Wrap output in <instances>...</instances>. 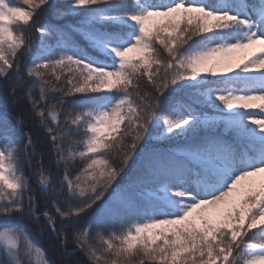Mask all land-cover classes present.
Instances as JSON below:
<instances>
[{"label":"snow or ice","instance_id":"snow-or-ice-1","mask_svg":"<svg viewBox=\"0 0 264 264\" xmlns=\"http://www.w3.org/2000/svg\"><path fill=\"white\" fill-rule=\"evenodd\" d=\"M21 92L0 264H264V0H0Z\"/></svg>","mask_w":264,"mask_h":264},{"label":"trees","instance_id":"trees-1","mask_svg":"<svg viewBox=\"0 0 264 264\" xmlns=\"http://www.w3.org/2000/svg\"><path fill=\"white\" fill-rule=\"evenodd\" d=\"M57 2L59 3H64L66 2V0H57ZM237 58H240L237 56ZM28 61V54L25 53L22 58H21V63L24 64ZM145 90H148V88H145ZM7 107L8 111L11 112L14 116L17 114H24L25 112H27L28 109V103L27 100L24 98V93L21 92L20 95L16 96L15 98L9 96L7 97V99L5 100L4 98L0 97V110H2L4 107ZM19 110H23V112H19ZM38 119V118H37ZM28 121L26 120V123ZM34 123V121H33ZM47 160H45V164H47ZM82 166V162L80 161V159L77 157L76 160H74L72 162V169H78L79 167ZM74 175V171L72 173ZM69 247H71V244H69ZM51 255H53V257L55 258V254L54 253H50ZM133 264H138V258L136 261L133 262ZM145 264H148V262H145Z\"/></svg>","mask_w":264,"mask_h":264},{"label":"rangeland","instance_id":"rangeland-1","mask_svg":"<svg viewBox=\"0 0 264 264\" xmlns=\"http://www.w3.org/2000/svg\"><path fill=\"white\" fill-rule=\"evenodd\" d=\"M254 47H256V46H254ZM251 50H252V49H249V50H246V51H241V52H238L236 55H237L238 57H242V56L246 55L248 51H251Z\"/></svg>","mask_w":264,"mask_h":264}]
</instances>
